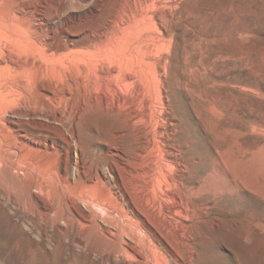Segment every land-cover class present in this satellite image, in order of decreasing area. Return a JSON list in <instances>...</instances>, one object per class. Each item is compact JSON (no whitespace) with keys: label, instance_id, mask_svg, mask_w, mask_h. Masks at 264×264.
<instances>
[{"label":"rangeland","instance_id":"1","mask_svg":"<svg viewBox=\"0 0 264 264\" xmlns=\"http://www.w3.org/2000/svg\"><path fill=\"white\" fill-rule=\"evenodd\" d=\"M24 1L12 22L17 4L0 0V101L14 107L18 161L26 145L40 167L120 195L115 176L146 135L156 211L190 236L193 264H264V0ZM9 48L35 68L7 66ZM10 179L0 164V264H108ZM177 187L189 197L176 215L165 208Z\"/></svg>","mask_w":264,"mask_h":264},{"label":"bare ground","instance_id":"2","mask_svg":"<svg viewBox=\"0 0 264 264\" xmlns=\"http://www.w3.org/2000/svg\"><path fill=\"white\" fill-rule=\"evenodd\" d=\"M5 1L17 4V6L10 11V15L13 18L11 20L12 22L20 16L19 14L28 12L26 10L30 7L28 4L29 1L25 2L23 0L24 3L22 4L20 3L22 0ZM9 47L13 48L14 46L10 45ZM16 49L15 47V51H17ZM10 50L8 52H10ZM28 50L33 51L34 48L28 47L27 44L25 49H21V52ZM13 53L14 51L11 50L9 55L5 57V62L11 69L12 67L15 69L26 68L27 70L33 67L35 68V63L28 57L26 59H21L17 53V55ZM42 56L44 60H46L48 56L47 51L43 50ZM1 59H4V57ZM44 62L45 61H43V63ZM7 82L8 81H6L4 85L7 84ZM35 82H32V84L34 83L35 85ZM1 83H3V81H0V84ZM27 83L30 85L29 82ZM22 84L23 83H21V86ZM14 85L19 86L15 81H10L6 86L13 87L15 91ZM27 88H29V86H27ZM43 88L44 84L42 86V89ZM29 92L31 91H28V93ZM59 93L61 92L59 91ZM42 103L41 97L31 92L27 104L30 106L36 104L35 106L37 107L38 104ZM43 105H46V103H43ZM9 110H14V107L10 105V103L7 104L4 101H0L1 167L7 170L9 179L12 178L10 180L14 179L15 181L17 177L24 185L26 184V190L30 198L35 194V189L37 190L39 197L43 198L44 207L48 216L55 214L58 217L60 220L58 226L61 231H67L70 227V231H72L74 241H76L78 247L84 249H88L89 247L91 251L94 250V254L105 259L108 264H193L194 250L190 236H181L171 220L163 217L161 213L157 212L158 210L156 211L158 199L156 192L159 187L160 179L150 175V171L153 169L151 170L147 165L144 156L146 144L150 141L148 136L145 135L143 141L140 140L141 138L134 140L131 147L134 153L129 154L130 158L127 161V165L120 168L118 171L119 174L125 177L124 182L122 181L121 184L118 177L115 176V184H117L116 186L120 190V195H118L112 188H106L105 182L98 176H94V178H92V184H89L84 181L81 176L71 179V177L63 174L58 169H54L53 172H51L47 167H40V164L30 157L32 149H27L26 145L25 152L29 157L24 164L20 163L18 161L20 143L16 139L15 128L11 125L14 124L15 121H9L10 119L5 116L6 112ZM139 119L144 120V116L141 115ZM68 131L75 144L79 145L77 130L74 123H72ZM69 140L67 139L66 141L70 145L71 143ZM12 150H18V154L14 155L15 151ZM45 154L46 153L43 152V155ZM141 156L144 159L142 164L139 162L141 161ZM35 172L36 174L38 173V179L36 178V182L34 184L31 183V185L28 180L33 178L32 174ZM77 173L80 172L78 171ZM148 176L149 179H145ZM186 193L187 192L182 191L178 187L173 188L171 193L166 194L167 203L165 210L167 209L170 213H176V215L181 213L182 208L178 210V204H184L188 201L187 196L189 197V195L186 196ZM79 202L84 203L87 212L82 208ZM128 205L130 207L129 209L126 208ZM152 206L155 207L152 208ZM163 208L160 205V209L163 210ZM62 222H64V225ZM111 227H113L114 230L111 229ZM160 247L162 249H160Z\"/></svg>","mask_w":264,"mask_h":264}]
</instances>
